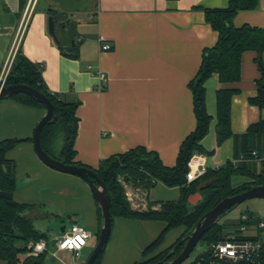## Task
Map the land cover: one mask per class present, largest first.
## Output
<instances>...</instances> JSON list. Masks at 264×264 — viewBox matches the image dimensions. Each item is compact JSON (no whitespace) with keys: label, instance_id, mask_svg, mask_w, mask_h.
<instances>
[{"label":"crops","instance_id":"0c3cea01","mask_svg":"<svg viewBox=\"0 0 264 264\" xmlns=\"http://www.w3.org/2000/svg\"><path fill=\"white\" fill-rule=\"evenodd\" d=\"M31 3L32 0H26L21 9L19 0H0V74L11 50L19 47L26 59L41 67L49 92L76 103L73 161L96 169L101 160L142 146L153 151L164 166H173L179 145L195 128L188 84L199 68L203 50L217 40V33L205 21L203 9L224 8L227 0H35ZM27 7L29 19L17 44L18 27ZM49 10L58 22L64 23L55 27L58 43L65 47L76 45L77 59L62 55L48 34ZM244 24L264 28V0H258L255 9L235 15L233 25ZM103 43L109 44L110 49L101 50ZM254 57L253 51L242 53L238 81L221 84L213 74L204 82L205 108L210 121L208 132L201 140L204 153L197 157L205 169L233 160L232 139L220 144L216 139L219 87L237 89L230 100L231 133H244L250 124L264 120V106L258 108L248 102L256 95V81L261 77ZM261 60L264 65V52ZM99 72L103 79L98 77ZM44 114L45 109L9 97L0 100V141L22 140L5 153L14 177L11 198L28 205L23 215L44 234V253L51 252L52 256L66 253L73 258L71 252L57 250L55 240L76 223L90 233L80 251L89 248L90 255L101 224L99 210L85 180L53 170L37 158L32 136ZM256 168L259 169V163ZM240 177L232 186L250 180ZM130 192L129 205L138 211L146 210L148 202H157L151 208L158 209L159 202L179 197L178 187L169 188L161 183L147 193L140 188H131ZM52 219H58L62 226L61 233L49 242L40 231L44 226L36 227L35 220ZM113 220H117L115 242L118 243L114 242L110 249L105 246L100 264L142 262L125 259L118 244L128 238L134 240L133 245L143 244L138 250L142 260L143 250L164 227L160 221L121 217ZM65 222L69 223L68 227ZM135 229L141 231L138 241L132 233ZM163 242L154 254L165 249Z\"/></svg>","mask_w":264,"mask_h":264},{"label":"trees","instance_id":"16d2710c","mask_svg":"<svg viewBox=\"0 0 264 264\" xmlns=\"http://www.w3.org/2000/svg\"><path fill=\"white\" fill-rule=\"evenodd\" d=\"M25 1L19 0L21 9ZM257 4L258 0H227V6L224 8L203 9L205 21L217 33V40L213 46L203 50L199 68L188 84L192 93L195 128L179 145L173 166H164L153 151H148L142 146L101 160L96 169L83 166L94 171L104 182L110 197L109 213L112 220L121 217L163 222V229L143 250V257L154 254L170 230L178 227L183 229L174 243L155 253L149 260L134 264H149L163 258L179 239L191 231L198 218L222 198L242 192L249 184L264 185V120L250 124L244 133H231L230 100L237 89L226 86L219 87L216 91V139L218 144L227 138L232 139L233 160L216 168H206L203 175L188 183L185 179L191 157L204 153L201 140L208 132L210 121L205 108L204 88V82L208 77L215 74L221 84L238 81L241 55L245 51H253L254 62L261 77L256 81V95L250 97L248 102L258 108L264 106V65L261 60L264 52V28L247 24L239 27L233 25V18L239 11L255 9ZM53 13L49 10V14L54 15ZM57 46L62 55L71 59L78 58L76 45L69 44L65 47L57 43ZM19 49L18 47L13 56L4 84H25L49 99L57 119L54 123L42 127L40 145L49 156L55 158L50 149L53 140L61 135L60 159H55L65 164L82 166L73 161L75 153L73 144L77 129L76 103L66 102L57 94L49 92L41 76V67L26 59ZM9 98L24 105L44 109L42 104L22 93L12 94ZM21 141L19 139L0 141V191L12 193L14 190L13 174L10 169L5 172V167L10 165L5 153ZM233 176H245L250 180L234 187L231 185ZM120 178L124 183L140 188L146 193L157 183L169 188L178 187L179 197L176 200L159 202L158 209L151 208L157 202H148L146 210H133L125 196ZM196 192L201 194V199L193 205L189 204L187 197ZM27 206L0 195V264H44V252L32 255L27 247L29 242L45 239L44 234L38 232L31 220L23 215ZM222 237V226L217 222L200 240L209 243ZM181 247H178L175 253ZM103 251L97 255L93 264H100Z\"/></svg>","mask_w":264,"mask_h":264},{"label":"water","instance_id":"95a60500","mask_svg":"<svg viewBox=\"0 0 264 264\" xmlns=\"http://www.w3.org/2000/svg\"><path fill=\"white\" fill-rule=\"evenodd\" d=\"M56 25L62 27L64 23L58 22L56 16L49 15L47 17V32L52 37L53 41L58 43L55 34ZM15 93H22L31 97L42 104L45 109V114L36 124L32 136L33 149L37 158L44 165L53 170L76 175L85 180L90 189L92 197L96 202L101 224L98 231L97 242L85 262V264H93L97 255L105 249L111 233L112 219L109 213L110 197L107 188L100 177L91 169L83 166L65 164L62 161L49 156L42 149L40 145L41 129L44 125L52 124L57 119V116L54 114L53 105L49 99L36 89L25 84L5 85L4 83H0V100L8 98L10 95ZM8 169L9 167L6 166L5 172H7ZM0 195L4 196L5 198H11V194L7 192L0 191ZM253 198L264 199V185L249 184L242 192L222 198L211 209L206 211L198 218L191 231L179 239L163 259L151 264H181L189 256L197 242L201 239L202 235L214 224H216L225 213L241 202ZM200 199L201 194L196 192L194 194H190L187 197V202L193 205ZM180 246H182L181 252L175 258L168 260L174 254L175 250Z\"/></svg>","mask_w":264,"mask_h":264},{"label":"built area","instance_id":"2783aa9c","mask_svg":"<svg viewBox=\"0 0 264 264\" xmlns=\"http://www.w3.org/2000/svg\"><path fill=\"white\" fill-rule=\"evenodd\" d=\"M34 2L35 0H32L31 4H34ZM29 15L30 9L27 7L18 27L17 44L27 26ZM15 48L11 50L4 69L0 74L1 84L5 81L16 51ZM100 49L106 51L110 49V46L107 43H103ZM98 77L103 79L104 75L99 72ZM197 156L198 154H194L188 163L189 169L185 175L187 183L200 177L205 172V168ZM122 185L126 186V183L122 182ZM124 193L127 200L132 199L129 190H125ZM263 229V219H255L247 214L242 215L237 228L223 233V237L219 240L206 243L207 249L196 256L190 264H264V245L252 233ZM89 238L90 233L87 230L73 223L55 240V246L57 250L71 252L73 259H77ZM27 247L30 250V254L37 255L45 250V242L42 239L36 242H29Z\"/></svg>","mask_w":264,"mask_h":264},{"label":"rangeland","instance_id":"374dc122","mask_svg":"<svg viewBox=\"0 0 264 264\" xmlns=\"http://www.w3.org/2000/svg\"><path fill=\"white\" fill-rule=\"evenodd\" d=\"M61 144H62V137H61V135H58L53 140L52 147L50 149V152L52 153V155L57 159H60ZM240 178H242V177L233 176L231 178V185H235L236 183H238ZM119 181H120V183H122L123 182L122 178H120ZM122 187H123L124 192H125V190L130 191L131 188L135 189V187H132L128 183H126V186L124 185ZM137 189H139V188H137ZM245 214H247L248 216H251L255 219H263L264 220V199L253 198V199L245 200V201L241 202L240 204H238L237 206L233 207L227 213H225L218 221V223L221 224V226H222V233H225V232H228L232 229L237 228L239 226V220H240L241 216L245 215ZM63 218H65V217L63 216ZM112 224H113V226H112V230H111V233L109 236L110 239H108V242L106 244L107 249H110L116 240L115 234H116L117 220H113ZM68 225H69V223L65 222V226L68 227ZM35 226L36 227L37 226H44L43 230H40V231L45 233L47 236V239L49 240V242H51L55 236H57L58 234L61 233L60 232V226H62V225L58 221V219L57 220L52 219V221L35 220ZM182 231H183V229L182 230H180V229L179 230L178 229L170 230L169 233L166 235L165 240L163 242V248H166L169 245H171L172 243H174L176 241V239L180 236ZM143 232H144V230H143ZM132 233L136 234V236L134 238H135V241H138L137 235H139L141 233V231L135 229V231ZM252 233L259 239L260 243H262L264 245V229L258 230V231H253ZM124 241L125 242L123 244L122 243L118 244V249H119V253L121 255H123L124 257H126L125 259H129V260L134 259L135 261L144 262V261H147L150 258L155 256V254L148 255V256L142 257V260H141L140 254H138V250L140 249L139 247L143 244H141L140 246L139 245H133L134 240L129 239V238L126 240L124 239ZM50 246L52 247V245H50ZM206 249H207L206 242L203 240H199L197 242V244L195 245V247L193 248V250L191 251V253L189 254V256L183 261L182 264H190L196 256H198L201 252H203ZM88 256H89V248H87L86 250L81 252L80 256L77 259L71 258L66 253H57V254H54V256H52L51 252H45L44 253V264H85Z\"/></svg>","mask_w":264,"mask_h":264},{"label":"flooded vegetation","instance_id":"af4514ba","mask_svg":"<svg viewBox=\"0 0 264 264\" xmlns=\"http://www.w3.org/2000/svg\"><path fill=\"white\" fill-rule=\"evenodd\" d=\"M182 249V248H181ZM181 249L177 252V253H175V254H173L168 260H171V259H173V258H175L180 252H181ZM164 258V257H163ZM163 258H159V259H157V260H155V261H153V262H151V263H155V262H157V261H159V260H161V259H163ZM167 260V261H168ZM151 263H149V264H151ZM183 263V262H182ZM181 263V264H182Z\"/></svg>","mask_w":264,"mask_h":264}]
</instances>
